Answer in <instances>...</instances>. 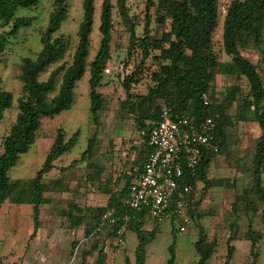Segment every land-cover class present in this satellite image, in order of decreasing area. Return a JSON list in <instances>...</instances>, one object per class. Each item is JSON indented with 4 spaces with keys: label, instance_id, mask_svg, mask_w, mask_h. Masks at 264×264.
I'll use <instances>...</instances> for the list:
<instances>
[{
    "label": "trees",
    "instance_id": "obj_1",
    "mask_svg": "<svg viewBox=\"0 0 264 264\" xmlns=\"http://www.w3.org/2000/svg\"><path fill=\"white\" fill-rule=\"evenodd\" d=\"M69 0H54L48 24L40 33L41 49L34 58L25 57L19 64L18 80L22 83L21 95L14 107L13 94L2 89L0 78V123L4 114L15 108V121L2 139L0 152V208L2 199L16 205L32 207L34 237L40 224V207L47 200L44 193L54 184L46 183L45 175L54 168V163L69 152L77 143L79 133L75 132L66 138L63 129H59L34 179L26 183L22 180H11L9 171L18 163L35 143L43 117H53L62 111L69 110L75 100V88L86 72L89 73L88 97L90 107L88 122L99 125V115L104 105V97L99 91L106 85L104 71L111 59L112 31L114 8L124 26L126 58L124 70L132 65L131 74L124 75L121 86L125 93L119 101V112L130 117L134 127L139 131L144 121L157 119L161 105L170 107L177 114L191 113L196 119L201 116L210 117L216 124L215 137L218 151H205L194 173L188 174L186 181L193 190L198 183L203 184L204 192L214 187L235 188V182L229 179H209V169L217 156L223 154L226 143V129L240 122H254L260 135L255 145L251 166V184L234 196L231 212L236 217L239 212L254 217L262 204L261 222L264 229V74H260L257 65L251 63L241 54V49L253 46L261 54L264 62V0H229L224 10L221 43L224 54L229 60L220 62L217 58L214 34L219 24L220 10L218 0H147L144 19L130 16L127 0H102L99 14V33L101 35L98 51L89 61L91 34L96 11L95 0H83L82 20L77 29V42L68 63L66 55L70 50V39L61 33L62 24L68 16ZM39 0H0V31H9L0 35V56L4 54L10 40L17 37L21 30L32 26L34 18L19 16V10H33L39 6ZM151 8L155 13L149 14ZM221 10V13H222ZM154 22L162 28L160 36L151 33L150 25ZM142 33L137 34L139 26ZM122 39V38H121ZM151 59L154 69L149 70L150 84L145 94L134 92L133 85L140 83L145 61ZM43 75L46 78L41 79ZM244 78L248 83V92L242 95L239 87L225 93L219 98L215 93L214 76ZM204 96L209 105H204ZM235 107L234 114L230 113ZM93 140L80 160L91 152ZM134 148H132L133 150ZM135 150V149H134ZM133 150V151H134ZM150 152L143 142V149L137 153L135 162L128 173H124L120 181L123 186L118 192L106 190L108 196L103 207L81 209L72 205L67 217L71 227L86 226V237L99 236L108 228L101 219L106 210H113L121 224L125 214L124 200L138 181L143 164ZM101 171L94 169L88 177L91 183L98 182ZM118 181V182H120ZM188 216L195 218L193 211L188 209ZM198 218V217H197ZM145 220L138 215L129 221L127 231H132L137 239L135 248V264H144L146 247L156 236L158 225L150 231L144 229ZM234 231L227 238V255L223 264H230L235 248L231 244L240 239L249 242V263L258 264L259 246L263 239L260 231H254L251 222L247 230L238 233L235 222L229 225ZM107 237H111L108 232ZM97 251L95 264H105L106 254L103 248L92 247ZM198 256L196 264H207L215 251V244L207 240L204 229L198 226V238L194 243ZM169 258L166 264H174V244L168 248ZM124 264H131L125 257Z\"/></svg>",
    "mask_w": 264,
    "mask_h": 264
},
{
    "label": "rangeland",
    "instance_id": "obj_2",
    "mask_svg": "<svg viewBox=\"0 0 264 264\" xmlns=\"http://www.w3.org/2000/svg\"><path fill=\"white\" fill-rule=\"evenodd\" d=\"M39 6L33 10H19V16L34 18L32 26L20 31L17 37L12 38L0 56V78L2 89L13 94L14 107L21 95L22 83L18 80L19 64L25 57L34 58L41 49L40 33L45 30L49 15L52 12L54 0H39ZM83 0L68 1V16L62 24L61 33L70 39L71 47L66 55L69 63L77 42V29L82 20ZM115 6V0H110ZM147 0H127L130 16L144 19V10ZM229 0H218L219 24L214 34L215 50L220 62L229 60L222 49V22L224 14L221 10ZM102 0H95L96 11L91 34V48L89 61L95 57L101 40L99 33V14ZM112 53L104 71L106 85L100 88L104 97V105L99 115V125L88 122L90 101L88 97L89 73L86 72L75 88V100L69 110L62 111L53 117H43L35 143L22 154L18 163L9 171L11 180L31 182L41 168L51 148L59 129H63L66 138L75 132L79 133L76 145L62 158L54 163L53 170L45 175L46 183L54 184L44 193L47 202L40 207V224L34 237L32 207L28 205L11 204L2 199L0 208V264H95L97 252L92 247L101 248L108 241L107 232L99 236H85L86 226L71 227L67 212L72 205L81 209L103 207L108 196L103 193L104 188L118 192L124 181L120 178L132 167L137 153L143 149V140L138 136L133 120L119 112V101L125 93L121 83L124 75L131 74L132 65L124 70L123 61L127 52L125 49L124 26L114 8ZM155 13L151 8L149 14ZM151 33L160 36L162 28L154 22L150 25ZM143 26H139L137 34L142 33ZM9 31L5 28L0 31ZM122 38V39H121ZM264 51V42L261 45ZM241 54L251 63L257 65L259 73L264 74V62L258 49L248 46L241 49ZM154 66L151 59L145 61L140 83L133 85L134 92L145 94L150 84L149 70ZM43 75L41 79L46 78ZM215 93L224 98L225 93L239 87L244 96L248 92V83L244 78L214 76ZM235 107L230 110L234 114ZM16 109L13 108L4 114L0 123V152L2 139L15 121ZM260 130L254 122H240L232 128L226 129V143L223 154L217 156L209 169V179H229L235 182V188L214 187L204 192L203 184L198 183L194 189V201L191 205L195 218H189L185 224L186 232L179 233L177 224L166 221L158 225L155 239L147 245L144 264H166L169 258L168 248L174 244V264H196L198 256L194 243L198 238V226H201L207 240L215 244V251L207 264H223L227 255V238L232 235L229 227L236 223L239 234L247 230L251 222L253 228L263 230V239L259 246L258 264H264V229L261 222L262 204L259 212L250 218L239 212L235 217L231 212L234 196L243 188L251 184L252 157L255 151ZM93 140L91 152L84 159L81 155L87 149L89 141ZM132 148H134L132 150ZM101 171L98 182L88 181L89 174L94 170ZM120 181V182H118ZM136 183V180H132ZM189 217V216H188ZM198 217V218H197ZM235 253L230 264H248L250 244L240 239L231 243ZM137 239L135 234L129 233L126 237V253L135 264V248ZM109 258V259H108ZM108 261H113L112 250L108 249ZM116 259H119L118 257ZM114 264H124V261H114Z\"/></svg>",
    "mask_w": 264,
    "mask_h": 264
},
{
    "label": "built area",
    "instance_id": "obj_3",
    "mask_svg": "<svg viewBox=\"0 0 264 264\" xmlns=\"http://www.w3.org/2000/svg\"><path fill=\"white\" fill-rule=\"evenodd\" d=\"M203 103L209 105L207 96ZM215 132L212 118L196 119L191 113L179 115L166 105H161L157 119L144 121L138 136L150 152L138 181L123 202L125 214L121 224L111 209L101 219L117 249L125 246L127 224L138 215L154 225L175 222L179 233L186 232L188 209L194 201V190L186 178L195 172L203 152L218 151Z\"/></svg>",
    "mask_w": 264,
    "mask_h": 264
},
{
    "label": "crops",
    "instance_id": "obj_4",
    "mask_svg": "<svg viewBox=\"0 0 264 264\" xmlns=\"http://www.w3.org/2000/svg\"><path fill=\"white\" fill-rule=\"evenodd\" d=\"M211 167V166H210ZM40 219V218H39ZM166 222V221H165ZM155 225L153 223H151L150 221H145L144 223V229L147 230V231H150ZM159 228V227H158ZM253 228V227H252ZM254 231H260L262 233L263 230H259L258 228H253ZM129 233H133L132 231H127L126 233V237H128V234ZM134 234V233H133ZM107 235H108V232H107ZM263 235V233H262ZM126 246V244H125ZM122 247V248H119L117 249L115 247V245L113 244V241H112V237H109L108 238V241H106V244L105 245H101V248H103L104 250V253L106 254V260H105V264H114V261H121L125 259V257L127 258H130V256L126 253V247ZM98 250L100 248H97ZM108 249H111L112 250V255H113V261H108L107 259V253H108ZM97 252V251H96ZM119 258V259H116V258ZM259 258V257H258ZM130 260V259H129ZM131 264H132V261L130 260Z\"/></svg>",
    "mask_w": 264,
    "mask_h": 264
}]
</instances>
